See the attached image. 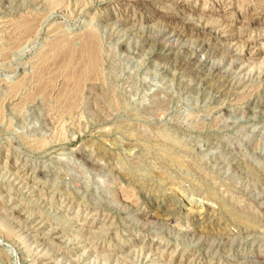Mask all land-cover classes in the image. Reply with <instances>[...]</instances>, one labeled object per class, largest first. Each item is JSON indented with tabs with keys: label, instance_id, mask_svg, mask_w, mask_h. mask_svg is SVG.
Returning a JSON list of instances; mask_svg holds the SVG:
<instances>
[{
	"label": "rangeland",
	"instance_id": "obj_1",
	"mask_svg": "<svg viewBox=\"0 0 264 264\" xmlns=\"http://www.w3.org/2000/svg\"><path fill=\"white\" fill-rule=\"evenodd\" d=\"M0 264H264V0H0Z\"/></svg>",
	"mask_w": 264,
	"mask_h": 264
},
{
	"label": "bare ground",
	"instance_id": "obj_2",
	"mask_svg": "<svg viewBox=\"0 0 264 264\" xmlns=\"http://www.w3.org/2000/svg\"><path fill=\"white\" fill-rule=\"evenodd\" d=\"M90 42H91V40H90ZM89 42V43H90ZM94 42V41H93ZM85 43V42H84ZM83 43V44H84ZM94 47V46H93ZM70 51H71V49H70ZM89 51H90V48H89ZM93 51H94V49H93ZM87 52V51H86ZM69 54H70V52H69ZM68 55V54H67ZM79 55H80V53H79ZM95 55H96V53H95ZM75 56V55H74ZM86 56V55H85ZM69 57V56H68ZM93 58H95L94 56H93ZM95 60V59H94ZM88 61V60H87ZM92 61V60H91ZM227 84V83H226ZM163 205V204H162ZM161 205V206H162ZM195 213H196V216L200 219V220H202V219H208V220H211L212 219V217L210 216V213H208L207 211H205V210H203V209H201V210H196L195 211Z\"/></svg>",
	"mask_w": 264,
	"mask_h": 264
}]
</instances>
